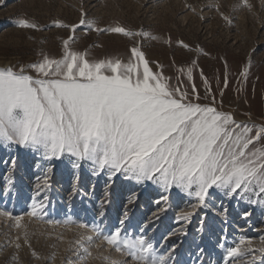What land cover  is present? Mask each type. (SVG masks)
<instances>
[{
	"label": "snow or ice",
	"instance_id": "1",
	"mask_svg": "<svg viewBox=\"0 0 264 264\" xmlns=\"http://www.w3.org/2000/svg\"><path fill=\"white\" fill-rule=\"evenodd\" d=\"M2 3L4 0H0ZM242 3L251 8L248 0ZM224 19L231 23L229 17ZM13 23L22 29L55 26L75 32L85 26L99 33L157 39L147 31H133L119 24L98 27L83 11L74 24L54 19L50 25H41L29 18H18ZM70 42H74L72 35L62 40L59 58L41 52L35 61L0 65V147L30 149L45 160L68 156L75 169L90 165L93 176L104 175L108 181L98 213L101 218L106 214L103 207L110 203L111 182L117 175L136 185L151 182L158 186L162 190L156 201L158 207L169 200L163 193L173 188L190 198L187 210L176 214L178 223L208 209L213 192L264 211V119L257 121L250 113L245 114L246 119H237L235 110H224L223 99L217 100L202 69L201 95L194 77L197 60L178 68L173 84L172 78L164 75L163 65L158 64L160 70L154 71L145 52L135 44L127 59H89L87 53L73 50ZM178 43L189 48L183 41ZM223 67V78L215 77L221 98L230 83L227 62ZM251 67L249 59L238 71L237 95L244 91ZM11 163L14 167L15 161ZM13 182L11 177L7 179L9 185ZM49 188V177L45 175L36 185L27 215L43 218L48 196L36 197ZM137 198L135 194L128 196L118 225L107 233L101 223L79 224L84 233L70 249L78 259L91 256L90 246L102 237L126 257L112 264H127V259L136 264H177V245L169 247L168 242L174 235H187L186 227L168 233L162 243H157L148 235L152 221L159 216L154 212L138 230H127L129 212ZM221 208L219 215L225 216L227 208ZM166 210L159 209L161 213ZM0 215L12 217L13 213L0 210ZM250 215L247 210L242 213L244 218ZM20 219L15 216L17 225ZM14 246L21 247L19 243ZM203 255L204 249L197 247L188 259L191 264H205ZM230 261L264 264V238L255 247L250 238L240 236L225 249L223 264Z\"/></svg>",
	"mask_w": 264,
	"mask_h": 264
},
{
	"label": "rangeland",
	"instance_id": "2",
	"mask_svg": "<svg viewBox=\"0 0 264 264\" xmlns=\"http://www.w3.org/2000/svg\"><path fill=\"white\" fill-rule=\"evenodd\" d=\"M248 3L250 9L243 6L242 0H4L0 4V65L35 61L41 52L59 58L62 40L69 35L74 38L70 42L72 49L87 53L89 59H127L130 47L135 44L145 52L154 71L160 70L158 64L163 65L164 75L171 77L173 84L178 78L176 70L197 60L194 77L201 95L202 69L217 100L223 99L224 110H235L237 119H246L245 114L250 113L259 121L264 119V0ZM82 11L98 27L119 24L133 31H147L157 39L99 33L85 26L72 32L55 26L22 29L13 23L18 18H29L41 25H50L54 19L74 24ZM169 39L171 43L164 42ZM178 41L189 48H183ZM249 59L252 62L249 78L244 91L237 95L236 76ZM225 62L230 83L221 98L215 77L223 78ZM45 175L49 177L50 188L36 197L48 196L43 218L29 216L36 185L43 182ZM9 177L14 181L11 185L7 183ZM106 183L104 175L91 174L88 164L73 168V160L68 156L45 160L30 149L0 147V210L13 213L12 217L0 215V264H112L114 260H125L102 237L90 246L91 256L86 259H78L70 249L75 248L74 240L84 233L78 227L80 223H101L105 233L117 226L130 194L138 198L131 206L127 230H138L154 212L159 216L152 221L148 235L157 243H162L168 233L186 227L187 235H174L168 242L169 247L177 245L174 254L177 264H191L188 257L197 247L204 249L201 258L205 264H223L226 247L240 236L250 238L255 247L264 238V211L260 207L253 209L213 192L208 209L178 223L176 214L187 210L190 198L173 188L163 193L169 200L158 207L156 201L162 194L158 186L151 182L136 185L120 175L111 182L110 203L104 205L106 214L101 218L98 213ZM222 205L227 208L225 216L219 215ZM160 208L167 210L161 213ZM245 210L251 212L247 218L242 216ZM15 216L21 217L18 225ZM16 243L21 247L16 248ZM221 243L224 247H220ZM127 264L136 262L127 259Z\"/></svg>",
	"mask_w": 264,
	"mask_h": 264
}]
</instances>
